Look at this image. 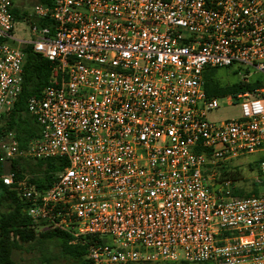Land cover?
<instances>
[{
    "label": "built area",
    "instance_id": "built-area-1",
    "mask_svg": "<svg viewBox=\"0 0 264 264\" xmlns=\"http://www.w3.org/2000/svg\"><path fill=\"white\" fill-rule=\"evenodd\" d=\"M14 1L0 0V127L24 45L50 63L51 84L25 103L39 137L19 151L6 133L0 163L66 161L43 191L0 175L24 214L70 243L87 237L88 264H264V194L231 198L226 166L264 149V83L207 97L202 77L264 75V0H53L29 13L52 32L31 25L27 40L12 37ZM220 101L237 116L208 119ZM258 171L264 184V161Z\"/></svg>",
    "mask_w": 264,
    "mask_h": 264
},
{
    "label": "trees",
    "instance_id": "trees-1",
    "mask_svg": "<svg viewBox=\"0 0 264 264\" xmlns=\"http://www.w3.org/2000/svg\"><path fill=\"white\" fill-rule=\"evenodd\" d=\"M52 2L53 0H36V4L43 6H51ZM10 13L13 24L20 21L27 26L47 27L50 29V33L52 32L53 24L48 19L36 18L24 11L19 12L13 6ZM21 50L24 55L21 90L0 127V139L6 133L13 132V138L19 151H23L29 141L39 137V126L26 111V100L31 96L39 95L44 87L51 84L50 63L34 53L29 45H24ZM215 70L207 68L202 75L203 89L207 97L224 96L261 86L258 82L222 85L216 78ZM65 163L63 158L43 160L17 158L9 163L8 171L14 172L17 178L26 176L29 184L37 190L43 191L50 187L55 180V175L65 166ZM3 167L4 164L0 163V175L4 173ZM221 174L226 175L227 173L223 170ZM250 193L254 195L256 192L252 190ZM230 196L234 199L240 198L237 197L236 191L231 192ZM24 207L17 191L2 185L0 182V264H20L12 259V254L21 250H38L42 253V262L49 264L50 257L42 252V246L48 243L53 245L58 256L66 264H88L85 259L87 237L80 238L76 243H70L71 238L66 233L57 229L45 228L42 226L44 223H33L24 214Z\"/></svg>",
    "mask_w": 264,
    "mask_h": 264
},
{
    "label": "rangeland",
    "instance_id": "rangeland-1",
    "mask_svg": "<svg viewBox=\"0 0 264 264\" xmlns=\"http://www.w3.org/2000/svg\"><path fill=\"white\" fill-rule=\"evenodd\" d=\"M36 4V0H15L13 7L19 12L30 13L32 6ZM28 27L24 23L17 21L13 24L12 37L16 40H27L29 38ZM215 75L218 81L222 85H230L240 82L242 79H246L247 82L253 84L258 82L264 83V75L256 72L252 67H240L231 66L228 68H215ZM237 73H240L239 75ZM221 108L214 113L207 116L211 120H222L233 118L237 116V109L233 107L223 106V102L220 101ZM264 161V149H259L251 154L241 155L235 159L227 162L226 166L229 169L227 171L228 176L233 178V189L231 192L236 191L237 197L243 198L253 195L250 193L254 190V195L264 194V184H262V178L260 177L258 167L260 162ZM4 173L9 170V163L4 164ZM260 179V182L255 181V178ZM233 190V191H232ZM42 224V222H34ZM47 227V225H43ZM43 253L50 257L49 264H66L61 259L57 250L53 248V245L46 244L42 246ZM38 250L34 251H15L12 254V259L20 264H45L42 262V257ZM149 264H201V263H183V262H155Z\"/></svg>",
    "mask_w": 264,
    "mask_h": 264
}]
</instances>
